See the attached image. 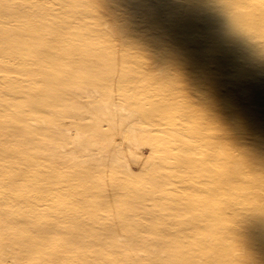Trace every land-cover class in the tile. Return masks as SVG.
I'll list each match as a JSON object with an SVG mask.
<instances>
[{
  "label": "rangeland",
  "instance_id": "rangeland-1",
  "mask_svg": "<svg viewBox=\"0 0 264 264\" xmlns=\"http://www.w3.org/2000/svg\"><path fill=\"white\" fill-rule=\"evenodd\" d=\"M222 4L0 0V264H264V155L227 107L250 64L170 62Z\"/></svg>",
  "mask_w": 264,
  "mask_h": 264
},
{
  "label": "bare ground",
  "instance_id": "bare-ground-1",
  "mask_svg": "<svg viewBox=\"0 0 264 264\" xmlns=\"http://www.w3.org/2000/svg\"><path fill=\"white\" fill-rule=\"evenodd\" d=\"M252 7L254 6L243 7L242 0H227L226 6L222 4L218 7H214L211 11H206L204 16L199 15L197 17L198 21L196 20V25L194 24V19H192L193 16L185 19L183 27L186 29L195 27L198 34V43L197 45H187L186 47L183 46L181 49L178 47L174 49L170 57V62H173V64L178 63L182 57L185 59L183 68L218 66L215 71L219 76L225 73L222 67L234 65V57L239 59V63L236 62L238 65L250 64L248 67L245 66L238 69L235 78L238 81L236 88H245V86H248L247 73L249 72V74H251L252 78L250 79L255 80L257 83L253 90L251 100L248 99V93L245 97L231 93V102H228L227 107L231 108L232 106V108H234L232 113L240 115L241 118L239 120L242 119V122L239 123L238 127H240L242 133L251 135V131L256 129L255 132H257L256 136L258 140H254L255 142L252 143L259 149L260 153L258 155L262 158L264 155L262 154L264 149V107H262L261 111H254L250 106L252 100H259L260 105H262L264 101V78L261 74V64L264 63V6L259 9L256 7L252 9ZM102 29L109 31L111 27L109 24H104ZM206 47L209 49L213 48L214 54H208L206 52ZM235 50H237V53ZM103 108L107 110L109 114L118 111L115 110L116 108L114 105H104ZM253 112L258 115L259 113L262 114V120L253 114ZM262 115H260V117H262ZM87 119V116L82 117L79 118L77 122H83ZM109 122L118 130L120 127L123 129L128 128L129 130L132 129L123 123L112 122V120ZM113 136L114 134L112 133L106 136L108 139V148L105 150H108L107 152L110 150L111 153H114L115 150L112 148L116 147L115 141L112 139ZM240 138L241 136H238L237 141H239ZM94 148L99 152L104 151L103 148L97 144L94 145ZM114 156H116V154L109 155L107 159H110L112 162L116 161L117 159ZM242 163L244 164L245 162L242 161ZM243 164H241V167L244 166ZM261 165H264V161ZM243 175L244 173L242 172H238V175L236 174V176L239 177ZM244 176H247V174ZM250 221L253 223L251 227L257 226L256 216L251 218ZM254 235L255 234H251L250 231L242 235V237L249 239ZM257 259L258 258H254V260L253 258H250V260L246 259V264H255ZM257 261H259V259ZM262 261L264 262V259L260 260V262Z\"/></svg>",
  "mask_w": 264,
  "mask_h": 264
}]
</instances>
